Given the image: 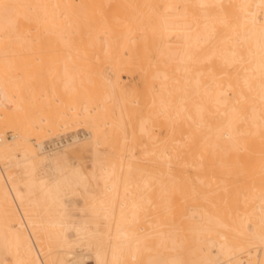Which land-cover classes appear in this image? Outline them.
Wrapping results in <instances>:
<instances>
[{
  "label": "bare ground",
  "instance_id": "1",
  "mask_svg": "<svg viewBox=\"0 0 264 264\" xmlns=\"http://www.w3.org/2000/svg\"><path fill=\"white\" fill-rule=\"evenodd\" d=\"M36 59L48 84L14 72ZM30 124L83 133L48 151ZM0 135V264H264V0H0ZM89 148L98 174L68 157Z\"/></svg>",
  "mask_w": 264,
  "mask_h": 264
},
{
  "label": "rangeland",
  "instance_id": "2",
  "mask_svg": "<svg viewBox=\"0 0 264 264\" xmlns=\"http://www.w3.org/2000/svg\"><path fill=\"white\" fill-rule=\"evenodd\" d=\"M21 65V67H17L16 69H15V71L14 72H16L18 75H22V74H24V75H29L28 77L29 78H32V77H34V75L35 74H38L37 76H41V78L42 77H45V81L47 82V84L49 83V79H50V77H52L51 75L55 72V71H57L59 68V65H61L59 62H55V61H53V60H47V61H44V60H42V59H36V60H34V61H30V62H26V63H21L20 64ZM60 70V69H59ZM39 78V77H38ZM123 79H129V76L128 75H124L123 76ZM133 80H134V82H137L136 80H138V77H137V75H135L134 77H133ZM138 83V82H137ZM25 89L26 90H30L29 88H27V87H25ZM57 103V102H56ZM32 127H33V125L32 124H30ZM71 125V124H70ZM73 126L71 127H68V128H70V129H74V128H76V127H78V125H77V123H74V124H72ZM74 125H77V126H74ZM81 125H85V123L84 124H81ZM80 125V126H81ZM26 126H29V124H27ZM68 128H66V129H68ZM33 129H34V131L35 132H32L31 134H30V137H31V142H32V144L36 147H38V145L35 143L36 141H40V140H42V139H48V138H50L51 136H53L54 134H56V133H58V131H54V130H51V129H49V127H45V131L43 130V129H41V131L43 130V132H39L40 130L39 129H37L36 127H33ZM66 129H61L60 131L62 132V131H65ZM129 130L130 129H122V128H120L119 129V134H120V136H124V135H127L128 134V132H129ZM156 130V129H155ZM77 131V132H76ZM75 131V133H81L80 131H82L81 129L78 131V130H76ZM3 132H5V135L6 134H8V133H10V132H13V133H19V130L17 129V128H15V127H8V128H5L4 129V131ZM64 133H66V134H69L68 132H64ZM74 132L72 133H70V134H75ZM40 136V137H39ZM18 139V138H17ZM139 150V149H138ZM138 150H136V156H140L139 158H141V161H142V163L141 164H145V165H148V164H152L153 162L155 163V164H152L155 168H158V167H156L157 165H156V160L154 159V161L152 160V161H149V159H148V157L145 155L144 156V154L141 156V155H138V154H140V153H138L139 151ZM141 151V150H140ZM154 154V153H153ZM68 157H69V159L71 160V161H73V160H77V161H80L81 162V165H82V168L86 171V172H88V173H91L92 171H96L97 172V174L98 173H100L101 171H100V169H95L94 168V159H93V155H92V151H91V149L89 148L88 150H86V151H82L81 153L80 152H71L70 154H68ZM145 157V158H144ZM138 158V159H139ZM146 161H145V160ZM13 163H15V161L14 160H11ZM140 161V162H141ZM148 161V162H147ZM158 163V162H157ZM42 166H40V167H38V172H42ZM46 168V167H45ZM154 168V169H155ZM8 173L10 174V175H22V168L19 166V165H16V164H14L13 166H10L9 168H8ZM47 172V171H46ZM154 176L155 175H153V176H151L150 178H148V179H150V181H152L153 180V178H154ZM153 177V178H152ZM91 179H93V178H91ZM92 181V182H91ZM90 181V183H91V185L88 187L89 188V190L90 191H92V193H87L86 191H85V189L82 187V186H77V191L75 192V193H73V194H67V195H64L63 196V200L65 201V203H66V213L68 214V217L70 218V219H73V220H76V221H81V220H86V219H89V217L91 218V216H88V215H90V211H91V205H90V203H92V200H94V199H92L93 197H91V196H93L92 194H96L97 196H95L96 198L98 197V196H100V194H101V191L104 189V187H103V185H102V182H101V180L99 179L98 181H96V183H94L95 182V180H94V182H93V180H91ZM137 181H138V183H142L143 181H142V174H140L138 177H137ZM149 181V182H150ZM154 182L153 183H157V182H155L156 180H153ZM150 183H152V182H150ZM144 185V184H143ZM146 185V184H145ZM144 185V186H145ZM147 185H149V184H147ZM157 185L158 184H156V188H157ZM150 186H151V184H150ZM155 184H154V186L152 185V187H151V189L148 187H144L143 189L144 190H146V192L150 189V192L148 191L147 193H150V194H155V192L157 193V190H154L155 188ZM145 188H147V189H145ZM154 188V189H153ZM155 191V192H154ZM197 192L199 191V193H201L200 191H202V190H196ZM194 192V191H192V192H190V194L192 195V196H195V195H193V193H197V192ZM151 192H153V193H151ZM203 192V191H202ZM207 192H209V193H207ZM218 192V191H217ZM216 192V193H217ZM220 192V193H219ZM218 193H217V195L218 196H216V193L214 192V193H212V192H210V191H207V190H205L204 191V194H201L202 196H204V195H206V196H210L211 197V195L213 194H215L214 196H216V197H214V196H212V198H214V199H216L217 200V197H219L220 199H221V197H220V195L219 194H221V195H223L222 193H224V191H219ZM235 193V192H234ZM233 193V194H234ZM211 194V195H210ZM198 195V194H197ZM156 196V195H155ZM192 196H190V197H192ZM198 196H200V194L198 195ZM198 196H196V197H194L195 199L197 198V200H200V201H202L203 199V197H198ZM208 196V197H209ZM94 197V198H95ZM194 198H192V199H194ZM199 198V199H198ZM190 199V198H189ZM188 199V200H189ZM196 200V201H197ZM95 201H97V200H95ZM183 201V200H182ZM185 201H187V200H184L183 201V203H182V207H183V211L184 212H186V213H190V211H191V208H192V206L188 203V202H185ZM151 204V205H150ZM151 207H150V206ZM153 205H154V203H153ZM148 208L150 209V208H152V209H150V210H148V208H147V211L148 212H150L151 210H153V211H151V212H154V211H156L158 208V206L157 207H155V205L154 206H152V203L150 202V203H148ZM87 207V208H86ZM52 211L51 212H53V213H58V211L56 210V208H57V206L56 205H52ZM157 208V209H156ZM156 209V210H155ZM90 210V211H89ZM155 215V214H154ZM40 216H45V213H43L42 211H40ZM152 215H150L149 217H146V218H144V222L143 221H141L140 220V222L142 223H140V225H143V226H145V225H147V226H149V225H151L150 223H149V221H145V219H147L148 218V220H151L152 218H155V216H153V217H151ZM88 217V218H87ZM86 218V219H85ZM102 218V216L100 215L97 219H96V222L98 223H100V221H101V223H100V225L103 227L104 226V222H105V220H104V218H103V220L101 219ZM97 220H99V221H97ZM89 221H91V219H89ZM93 221H94V219H93ZM99 223H98V225H99ZM90 224H94L93 222L91 223L90 222ZM146 226V227H147ZM152 226V225H151ZM69 234L71 235V234H74V229L72 228L70 231H69ZM74 250V251H73ZM73 250H72V256H70V260H72L73 261V264H91V262H90V260L92 259L91 257V255L90 254H88L87 252H85V247L83 248V246H80V245H76L74 248H73ZM169 251V250H168ZM62 252V251H61ZM246 252L247 251H245L243 254H246ZM249 252L251 253H256V254H259L260 253V251H258L257 250V248H251L250 250H249ZM57 255H60V252H58V254ZM240 256H244V255H242V253L240 254ZM8 257V256H7ZM48 258V257H47ZM231 262H233L232 260L230 261V263ZM56 263V258H52V261H51V264H55ZM232 264V263H231Z\"/></svg>",
  "mask_w": 264,
  "mask_h": 264
},
{
  "label": "built area",
  "instance_id": "3",
  "mask_svg": "<svg viewBox=\"0 0 264 264\" xmlns=\"http://www.w3.org/2000/svg\"><path fill=\"white\" fill-rule=\"evenodd\" d=\"M83 133V131H81V133H77L78 135L82 136L81 134ZM14 135L13 132H10L6 135V138H12ZM73 135L72 134H66L63 133L59 136L56 137H51L48 138L46 140H44L43 142V148L45 150L48 151H55L59 148H62L65 144H67L70 140H72ZM3 139L2 135H0V142Z\"/></svg>",
  "mask_w": 264,
  "mask_h": 264
}]
</instances>
